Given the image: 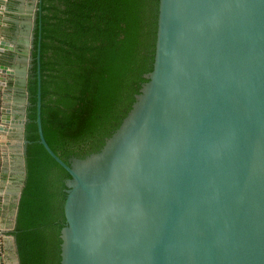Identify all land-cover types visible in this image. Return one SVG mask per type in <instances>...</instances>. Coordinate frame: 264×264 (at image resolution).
<instances>
[{
    "label": "water",
    "instance_id": "95a60500",
    "mask_svg": "<svg viewBox=\"0 0 264 264\" xmlns=\"http://www.w3.org/2000/svg\"><path fill=\"white\" fill-rule=\"evenodd\" d=\"M7 1L0 18L18 17L14 37L0 30V139H15L13 228L41 0L13 12ZM36 124L69 176L56 264H264V0H157L146 56L111 119L64 161L42 133L38 64Z\"/></svg>",
    "mask_w": 264,
    "mask_h": 264
},
{
    "label": "trees",
    "instance_id": "16d2710c",
    "mask_svg": "<svg viewBox=\"0 0 264 264\" xmlns=\"http://www.w3.org/2000/svg\"><path fill=\"white\" fill-rule=\"evenodd\" d=\"M33 31L24 128L26 176L14 237L19 264H56L57 227L65 224L59 184L69 178L39 142L64 155L92 144L146 56L157 0H41ZM37 55L39 56L37 62Z\"/></svg>",
    "mask_w": 264,
    "mask_h": 264
},
{
    "label": "crops",
    "instance_id": "0c3cea01",
    "mask_svg": "<svg viewBox=\"0 0 264 264\" xmlns=\"http://www.w3.org/2000/svg\"><path fill=\"white\" fill-rule=\"evenodd\" d=\"M5 16L9 14L5 13ZM4 18H8L5 17ZM3 17L0 18V30L7 26V21ZM5 30V29H4ZM0 139V193L2 201L0 202V264L13 263V245L11 243V235L8 231L11 229L12 223V202L9 191L14 187V149L15 144L13 134H4Z\"/></svg>",
    "mask_w": 264,
    "mask_h": 264
},
{
    "label": "flooded vegetation",
    "instance_id": "af4514ba",
    "mask_svg": "<svg viewBox=\"0 0 264 264\" xmlns=\"http://www.w3.org/2000/svg\"><path fill=\"white\" fill-rule=\"evenodd\" d=\"M7 5L9 6V8L11 9V11L13 12V11H15L16 9H19V6H20V2L18 1V0H8L7 1ZM37 8H38V4H37V2H36V4H35V12H34V19H33V21H34V28H35V19H36V16H37ZM18 16H14V15H10L9 14V16H8V18H7V20H9V21H7V27H6V31H5V38L6 39H11L12 37H14L15 36V30H16V25H15V23H14V20L17 18ZM34 28H33V31H34ZM32 44H33V40H32ZM20 47V46H19ZM22 47V46H21ZM32 49H33V47H31L30 48V52H29V55H30V58H31V60H30V64H31V61H32ZM8 56V55H7ZM10 58H11V56H10ZM10 60V59H9ZM31 66H32V64H31ZM31 66L28 68V71H29V69L31 68ZM12 87V85H10V88ZM27 90V89H26ZM18 98H20V96H17ZM26 98H27V100H28V92H27V96H26ZM27 106V105H26ZM26 106H25V108H26Z\"/></svg>",
    "mask_w": 264,
    "mask_h": 264
},
{
    "label": "rangeland",
    "instance_id": "374dc122",
    "mask_svg": "<svg viewBox=\"0 0 264 264\" xmlns=\"http://www.w3.org/2000/svg\"><path fill=\"white\" fill-rule=\"evenodd\" d=\"M14 251V250H13ZM12 256L14 255V254H11ZM13 259V258H12Z\"/></svg>",
    "mask_w": 264,
    "mask_h": 264
}]
</instances>
